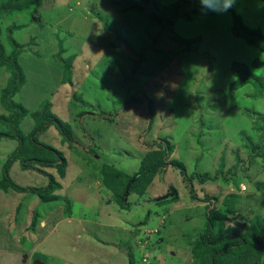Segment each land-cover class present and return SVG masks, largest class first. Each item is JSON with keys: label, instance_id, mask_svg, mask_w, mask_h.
I'll return each mask as SVG.
<instances>
[{"label": "rangeland", "instance_id": "obj_1", "mask_svg": "<svg viewBox=\"0 0 264 264\" xmlns=\"http://www.w3.org/2000/svg\"><path fill=\"white\" fill-rule=\"evenodd\" d=\"M120 2L44 0L35 16L26 9L0 17L4 55L14 51L10 36L28 50L18 57L26 82L13 98L25 110L19 130L29 134L38 118L51 112L72 136L71 142L63 141L50 126L38 138L67 160L65 177L58 179L62 188L53 194L59 196L56 200L0 189V264H128L132 259L133 264H195L191 242L202 233L204 208L210 203L197 198L216 197V209L224 211L223 200L235 185L249 202L230 209L264 217V161L251 159L248 148V140L256 144L260 134L258 121L248 112L264 114V99L247 97L254 92L250 84L228 90L233 62L258 73L254 64L264 61L263 51L230 34L231 15L263 33V4L235 0L228 11L217 12L192 0L189 5L198 3L206 10L186 23L176 12L177 0ZM127 5L131 9L124 13ZM137 7L154 12L152 19L136 14ZM191 38L195 40L185 50ZM61 43L65 51L58 58L70 62L69 77L52 60ZM9 78L6 68H0V95ZM148 100L154 105L150 129ZM1 115L9 118L11 112L0 103ZM8 130L0 122V131ZM163 138L173 147L169 159L195 177L192 184L167 167L143 196L128 195V208L121 209L103 180L122 182L123 176L111 180V170L133 176ZM17 147L15 140H0V180ZM203 173L219 174L215 182L221 186L198 183ZM8 174L22 187L48 185L46 176L23 170L19 162L8 167ZM176 195L175 201L158 204L160 198ZM141 222L145 225L137 226ZM219 224L215 233L229 228ZM141 238L148 250L139 248Z\"/></svg>", "mask_w": 264, "mask_h": 264}, {"label": "trees", "instance_id": "obj_2", "mask_svg": "<svg viewBox=\"0 0 264 264\" xmlns=\"http://www.w3.org/2000/svg\"><path fill=\"white\" fill-rule=\"evenodd\" d=\"M120 1V3H122V0ZM146 1L148 3V0ZM191 1L192 0H177L176 3L178 6L176 12L183 14L182 17L187 19L185 21L186 23L191 20V16L195 18L194 15L202 14L203 11L206 10L204 6H197L198 3L193 2L189 5ZM43 2L44 0H3L0 2V17L12 16L15 12L20 13L22 10L26 9H31L32 16H35V11H37V8H39ZM260 2L263 4L264 9V0H260ZM180 4H183L187 10ZM190 7L192 9L188 11ZM130 9L131 7L127 5L123 12L125 13V11H129ZM133 9L136 14L142 16L147 15L148 19H152V15L154 14V12L148 11L146 13L145 10L139 7ZM155 19L159 20V17ZM159 21L161 22V20ZM172 24H169L171 30ZM230 34L235 38L242 39L247 44L250 43L264 52V32L261 33V30L259 29H250L242 22L241 17L237 14L231 15ZM9 40L14 47V51L9 57L4 55V48L0 41V68L5 67L7 72L10 73V78L8 80L9 83L1 89L0 103L5 110L11 112L10 117L8 116L9 118L3 115L0 116V122L5 124L9 129V133L0 131V140H15L18 142V147L7 157L3 167V175L0 180V189L4 191L10 189L16 193H30L37 195L41 201L56 200L59 196L53 194L55 191L62 188L58 179H63L65 177L67 160L61 151L39 142L38 138L50 126H54L57 129L62 136L63 141L71 142L72 136L68 125L64 124L51 112L45 113L38 118L39 124H36L29 134L24 135L23 132L19 130L18 124L24 119L25 110L21 104L14 102L13 98L26 82L24 70L18 63V57L22 51L28 50L23 46L16 45L11 36L9 37ZM194 40L195 38H191L185 41V50L191 48ZM60 45L59 52H57L56 56H53L52 60L54 63L56 62L57 68L62 71L63 75L69 77L72 73L69 65L70 62H62L61 59L58 58L59 55L65 51L62 47V43ZM254 66L260 69L258 73L252 71L250 66L243 62H233L230 72L232 73L234 80L230 82L228 90L234 92L243 86L250 84L254 89V92L248 94L247 97L249 99H254L255 95H258L261 99H264V61H257ZM69 80L70 79L65 81L69 82ZM148 108V129H150L154 118V105L151 100H148ZM248 113L250 117H253L258 121V131L260 133L258 139L259 142L256 144L247 138L251 159L260 158L264 161V114L257 111H251L250 109ZM172 151L173 147L169 145L167 139L163 138L158 149L146 153L139 171L134 173L133 176H128L119 171L111 170L110 173L115 176V178H111V180L123 176V178H120V181L122 182H113L105 179L103 180V184L116 199V203L121 209L128 208V206H126L127 204H125L128 195L143 196L151 185L156 174L164 172L167 167L178 170L182 178L190 185L192 184L195 177L187 176L184 165L175 159H169ZM15 162H19L20 167L23 170H33L40 175L46 176L48 179V185L43 188H29L15 184L8 174V167ZM45 169H52L56 172V176L53 173L51 174L47 172ZM218 175L203 173L201 176H197V180L200 184L206 183L207 181L215 182ZM235 189L238 190V186L236 187L235 185ZM207 197L210 196L197 198V200L199 199V202L209 201L210 203L204 208L206 209V215L204 214L205 221L202 233L195 241L191 242L192 255L195 264H261L264 257V217L256 215L249 218L246 215L241 214L238 210L232 211V209H230V205L236 206L239 201L242 205H244V202L248 203L249 201L246 196L242 197L236 193H229L226 195L223 200V206L226 207L224 211L216 209L214 202L218 200V198ZM177 198V195L171 198L169 197L168 199L160 198L158 204L171 203ZM147 214L149 215V213ZM220 214L223 215L220 217ZM227 214H230L231 216L228 217ZM148 215L146 217H148ZM238 215L240 216L238 217ZM234 217L237 218L236 221H234ZM220 222L223 225H228L229 228H227L226 231L215 233L214 228L219 226ZM36 223L37 221L33 220L32 225H35ZM138 225H145V222H141V224L138 223L137 226ZM238 226H240V229ZM144 244L147 245L144 238L138 239L139 248L144 251L148 250V246H141ZM133 261V259L128 261V264H133Z\"/></svg>", "mask_w": 264, "mask_h": 264}, {"label": "clouds", "instance_id": "obj_3", "mask_svg": "<svg viewBox=\"0 0 264 264\" xmlns=\"http://www.w3.org/2000/svg\"><path fill=\"white\" fill-rule=\"evenodd\" d=\"M201 3L211 11L226 12L233 6L235 0H218V3L216 0H201Z\"/></svg>", "mask_w": 264, "mask_h": 264}, {"label": "crops", "instance_id": "obj_4", "mask_svg": "<svg viewBox=\"0 0 264 264\" xmlns=\"http://www.w3.org/2000/svg\"><path fill=\"white\" fill-rule=\"evenodd\" d=\"M216 183H218V185L221 186V185H220V182H212L211 184H213V185L215 186ZM239 186L241 187V184H239ZM237 191H238V192H237ZM227 193H228V192H227ZM231 193H236L237 195L242 196V197H244V196L248 197V196H247L248 194H247V195H246V194L242 195V194L239 192V190H235V192H231ZM242 202H243V201H242ZM243 204H244V205H247L246 202H244ZM244 205H243V206H244ZM241 214H243V213L241 212ZM243 215H244V214H243ZM239 216H240V215H238V217H239ZM241 216H242V215H241ZM261 216H263V215H261ZM234 219H235L234 221L237 220L236 217H234ZM238 227H239V229H240V226H238Z\"/></svg>", "mask_w": 264, "mask_h": 264}]
</instances>
